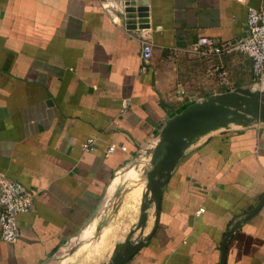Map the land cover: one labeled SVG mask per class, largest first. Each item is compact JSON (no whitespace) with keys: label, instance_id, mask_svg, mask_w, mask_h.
Instances as JSON below:
<instances>
[{"label":"crops","instance_id":"obj_1","mask_svg":"<svg viewBox=\"0 0 264 264\" xmlns=\"http://www.w3.org/2000/svg\"><path fill=\"white\" fill-rule=\"evenodd\" d=\"M144 8L149 28L129 30L124 0H0V172L35 195L20 241L0 238V264H75L122 201L124 177L144 172L169 118L252 88L246 55L186 49L201 38H241L249 8L264 0H147ZM145 41L153 57L142 71ZM90 139L93 150L84 148ZM263 198L264 123L197 137L127 264H222L236 227L226 264H264Z\"/></svg>","mask_w":264,"mask_h":264},{"label":"water","instance_id":"obj_2","mask_svg":"<svg viewBox=\"0 0 264 264\" xmlns=\"http://www.w3.org/2000/svg\"><path fill=\"white\" fill-rule=\"evenodd\" d=\"M147 0H124V17L129 30L149 28L147 9L144 8ZM137 18L141 19L139 22ZM238 108H245L247 113L238 114ZM247 114L258 116L256 122L264 123V90L236 89L214 97L210 101L193 103L187 106L180 113L169 118L163 127L156 146L150 154L151 161L146 170V180L144 181L147 189L146 196L142 204V213L136 231L145 226L148 219V210L155 203L159 207L162 199L163 188L172 170L176 167L183 152L190 142L197 137L207 135L217 130L229 127L232 124L242 125L248 123ZM264 203V198L260 201V206ZM237 228V227H236ZM232 229L227 233V238L222 250V264H226L227 242L236 231ZM141 244L131 241V237L120 247L117 248L113 258L108 264H127Z\"/></svg>","mask_w":264,"mask_h":264},{"label":"built area","instance_id":"obj_3","mask_svg":"<svg viewBox=\"0 0 264 264\" xmlns=\"http://www.w3.org/2000/svg\"><path fill=\"white\" fill-rule=\"evenodd\" d=\"M189 54L201 58L228 57L232 54L246 55L252 62L254 90H264V8H249L245 34L231 42L221 43L210 38H201L186 49ZM153 57V45L145 41L142 45V71ZM94 140L86 142L84 148L93 150ZM113 150H109V153ZM34 193L23 183L0 172V232L1 241L16 245L21 239V218L28 214L34 202Z\"/></svg>","mask_w":264,"mask_h":264},{"label":"rangeland","instance_id":"obj_4","mask_svg":"<svg viewBox=\"0 0 264 264\" xmlns=\"http://www.w3.org/2000/svg\"><path fill=\"white\" fill-rule=\"evenodd\" d=\"M252 89V88H251ZM238 114H245V108H238ZM248 123L256 122L257 115L247 114ZM246 125L245 121L240 127ZM148 165L151 161L149 157ZM145 166L144 172L140 171V177L125 176L123 179L124 195L122 201L114 210H111L106 220L98 231H93L87 240L83 241L78 248V259L75 264H108L113 258L118 247L122 246L129 237L131 241H135L138 231L136 230L141 213L144 199V191L146 189L144 181L146 180L145 172L148 168ZM143 182V184H142ZM147 191V189H146ZM136 196L135 199H132Z\"/></svg>","mask_w":264,"mask_h":264}]
</instances>
